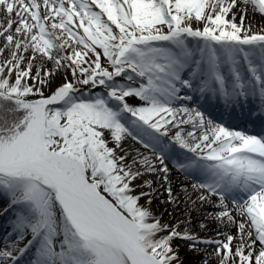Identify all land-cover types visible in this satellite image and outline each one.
I'll return each instance as SVG.
<instances>
[{
    "label": "snow or ice",
    "instance_id": "snow-or-ice-1",
    "mask_svg": "<svg viewBox=\"0 0 264 264\" xmlns=\"http://www.w3.org/2000/svg\"><path fill=\"white\" fill-rule=\"evenodd\" d=\"M4 216L0 264H264V0H0Z\"/></svg>",
    "mask_w": 264,
    "mask_h": 264
},
{
    "label": "bare ground",
    "instance_id": "bare-ground-1",
    "mask_svg": "<svg viewBox=\"0 0 264 264\" xmlns=\"http://www.w3.org/2000/svg\"><path fill=\"white\" fill-rule=\"evenodd\" d=\"M251 15H252V10H251V7H249V16H251ZM256 23H257V26H260L261 17L259 15L256 16ZM54 83H59V82H54ZM243 115L245 116L244 121H242V119H241L240 116H236V114H233L230 119L228 117H227V119L225 117V119L227 120V122L231 121L230 124H229V125L232 124L231 127H237V128L242 127V126L243 127L244 126L245 127H248V126H251L252 127V125H250L248 123L247 112H245ZM232 118H236V119L238 118L239 120L236 121V120H233ZM259 119L260 118H257V124H259ZM127 143H131V141H128ZM127 143L125 145L126 147H127ZM176 179H177V176L174 175L173 176V180H176ZM179 179L180 180H183L184 177L183 176H179ZM141 203L143 204V203H145V201L142 200ZM165 209H167V211H165ZM152 210L154 211V213L156 215H160L161 213H163L164 214L163 215L164 221H172L173 223H175V220L176 219H182V214L179 211H177L178 213L177 212L173 213V206L172 205H169V204H161L159 206V209H158L157 206H156V204H155V202H153V204H152ZM194 214L197 215V213H193V215ZM173 215H176V216L172 220ZM200 216L203 218V214H200ZM2 225H3V223H0V226H2ZM194 226H195V224H194ZM215 227L216 226L214 224L209 223V231L207 233L201 232L200 235H202V236H204V235H207V236L214 235L213 229H215ZM233 231H235V229H233ZM211 252H212V250L209 251V253H211ZM179 255H180L181 259L184 261V264H190L189 261L184 257L183 254L179 253ZM210 264H214V262L210 261Z\"/></svg>",
    "mask_w": 264,
    "mask_h": 264
},
{
    "label": "rangeland",
    "instance_id": "rangeland-1",
    "mask_svg": "<svg viewBox=\"0 0 264 264\" xmlns=\"http://www.w3.org/2000/svg\"><path fill=\"white\" fill-rule=\"evenodd\" d=\"M55 82H59V78H57V80ZM160 198L164 199L165 195H161ZM154 202H155L157 208L159 209V206L161 205L160 201L159 200H155ZM175 216L176 215H173L172 220L175 218ZM201 216H200V214L199 215L198 214L197 215H195V214L193 215L194 224L198 220L202 219ZM7 218H5V219L7 220ZM6 220H4V221H6ZM210 250H212V249L209 248L208 251H210ZM180 253L184 255V257L189 261L190 264H202L203 253H201L200 255H197L196 253H192V252L188 251L187 245H184V244L181 245Z\"/></svg>",
    "mask_w": 264,
    "mask_h": 264
}]
</instances>
